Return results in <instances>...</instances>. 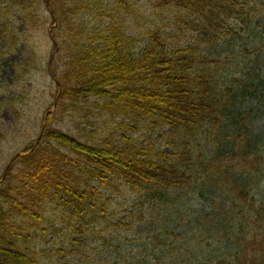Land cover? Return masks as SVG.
<instances>
[{"label":"trees","instance_id":"1","mask_svg":"<svg viewBox=\"0 0 264 264\" xmlns=\"http://www.w3.org/2000/svg\"><path fill=\"white\" fill-rule=\"evenodd\" d=\"M0 13L9 50L26 45L21 90L47 71L40 36L60 68L59 116L0 179V264H264V0H0ZM93 99L109 134L55 127ZM199 201L248 213L246 242L239 221L216 253L184 246L176 217Z\"/></svg>","mask_w":264,"mask_h":264},{"label":"rangeland","instance_id":"2","mask_svg":"<svg viewBox=\"0 0 264 264\" xmlns=\"http://www.w3.org/2000/svg\"><path fill=\"white\" fill-rule=\"evenodd\" d=\"M139 4L144 7L148 6L150 0H139ZM142 11L144 12V10ZM2 20V14L0 13V179L6 174L16 152L25 149V145H23L24 138L30 136L28 139L29 144L37 141L43 128L48 124L50 126L54 124V119L59 116V112L56 113L55 107L51 105L56 104L60 95V86L56 84L54 77L56 69L59 68L57 56L59 47L48 35L47 37H39L38 43L42 54H45L47 71L39 72L31 82L25 84V89L21 90V86H18L16 82V76L18 66L22 63L25 55L26 45L19 43L18 46L9 50V45H6L1 37ZM19 28L22 31L24 30V26L20 21L18 22ZM49 63L53 64V70L49 69ZM20 99L23 100L21 103L19 102ZM96 103L97 101L93 99L91 104H82L86 108L84 111L78 112V114L75 113L74 116H66L62 121L56 120L55 127L78 137L87 136L88 132H100V137L105 133L109 134V131L111 132L113 129L111 127L114 120L108 116L107 112H100L99 107L96 109L97 106H95L94 108ZM13 104L19 110L18 114L15 113ZM253 104L256 105L257 103L253 102ZM51 107L54 109H50ZM260 109L264 110L263 107ZM50 112L53 116L55 114V117L51 116L52 120L47 119V114ZM255 118H258L254 124L256 130L254 134H257V131L264 126V111L259 116H253V119ZM262 180L264 186V179L262 178ZM259 181L249 178L248 185L250 189L257 186ZM246 205H249L248 200H246ZM221 206L223 205L220 201L213 204L212 207L203 201H199V203L196 202L189 207L187 211H180L181 214L176 217L178 220H182L179 224L187 225L189 223L186 231L187 240L183 242L184 246L190 249L212 246L215 252L217 243L222 240L221 247L224 248L231 241L232 235L238 234L236 225L239 224V221L244 224V230L241 229L239 236L242 237L241 241L243 243L246 242L243 236L250 234L252 228L256 226L251 216L248 213L233 216V213H231L232 215L229 217L227 216L228 212L227 214L226 211L221 212ZM172 213L176 212L173 210ZM245 246L250 254L262 248L255 241H249L248 245ZM212 257V259L220 258L214 254ZM242 259V262H246V258Z\"/></svg>","mask_w":264,"mask_h":264}]
</instances>
